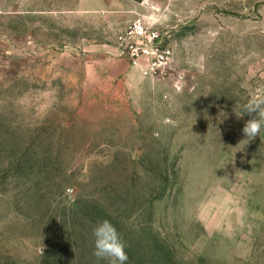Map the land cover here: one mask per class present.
I'll return each instance as SVG.
<instances>
[{"label": "rangeland", "instance_id": "374dc122", "mask_svg": "<svg viewBox=\"0 0 264 264\" xmlns=\"http://www.w3.org/2000/svg\"><path fill=\"white\" fill-rule=\"evenodd\" d=\"M135 19L166 77L120 55ZM253 100L264 0H0V264H108L103 220L126 264H264Z\"/></svg>", "mask_w": 264, "mask_h": 264}, {"label": "built area", "instance_id": "2783aa9c", "mask_svg": "<svg viewBox=\"0 0 264 264\" xmlns=\"http://www.w3.org/2000/svg\"><path fill=\"white\" fill-rule=\"evenodd\" d=\"M120 55L143 75L166 77L169 74L172 51L165 46L157 28L142 19L133 20L118 40Z\"/></svg>", "mask_w": 264, "mask_h": 264}, {"label": "clouds", "instance_id": "9594fccd", "mask_svg": "<svg viewBox=\"0 0 264 264\" xmlns=\"http://www.w3.org/2000/svg\"><path fill=\"white\" fill-rule=\"evenodd\" d=\"M245 113L252 118L242 128L247 140L255 139L264 130V100H253L245 106ZM237 118L244 114L235 112ZM93 256L97 260H106L108 264H126L128 260L125 244L117 229L108 221H100L93 229Z\"/></svg>", "mask_w": 264, "mask_h": 264}, {"label": "crops", "instance_id": "0c3cea01", "mask_svg": "<svg viewBox=\"0 0 264 264\" xmlns=\"http://www.w3.org/2000/svg\"><path fill=\"white\" fill-rule=\"evenodd\" d=\"M120 62H122V61H120ZM135 69H137V68H135Z\"/></svg>", "mask_w": 264, "mask_h": 264}]
</instances>
